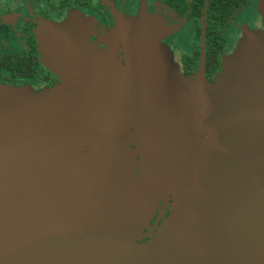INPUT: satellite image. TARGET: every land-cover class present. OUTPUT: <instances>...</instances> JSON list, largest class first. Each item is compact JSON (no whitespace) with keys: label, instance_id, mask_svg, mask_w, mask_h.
I'll use <instances>...</instances> for the list:
<instances>
[{"label":"water","instance_id":"1","mask_svg":"<svg viewBox=\"0 0 264 264\" xmlns=\"http://www.w3.org/2000/svg\"><path fill=\"white\" fill-rule=\"evenodd\" d=\"M84 23L49 32L64 83H0V264H264V31L210 82L205 38L193 78L157 17Z\"/></svg>","mask_w":264,"mask_h":264},{"label":"flooded vegetation","instance_id":"2","mask_svg":"<svg viewBox=\"0 0 264 264\" xmlns=\"http://www.w3.org/2000/svg\"><path fill=\"white\" fill-rule=\"evenodd\" d=\"M211 1L0 0V83L14 87L29 86L36 91L59 86L64 83L63 74L49 62L56 60L53 55L56 45L49 34L51 29L68 21L71 15H77L85 21L90 41L105 49V41L118 26V18L139 17L143 11L157 17L168 28L170 35H166V31L162 43L187 77L194 78L200 73L205 38V75L213 82L221 71L223 56L233 53L243 37V30L246 27L253 31L264 30V23L258 12L260 0H250L247 6L230 17L226 16L227 24L218 21L224 46L217 56L220 68L210 73L208 28ZM199 5L202 9L196 18ZM184 43L186 49L182 48ZM117 48L121 50L118 57L126 64L124 45L120 43ZM160 214V211L156 213L152 223Z\"/></svg>","mask_w":264,"mask_h":264},{"label":"trees","instance_id":"3","mask_svg":"<svg viewBox=\"0 0 264 264\" xmlns=\"http://www.w3.org/2000/svg\"><path fill=\"white\" fill-rule=\"evenodd\" d=\"M250 0H212L210 7V25L208 28V46L210 61L209 72L213 73L216 69L220 68L218 55L222 52L224 46V40L219 29L221 25L218 21H221L223 25L227 24V20L224 18L230 17L235 11L244 8L248 5ZM202 5L196 8V18L200 15ZM211 50V51H210Z\"/></svg>","mask_w":264,"mask_h":264},{"label":"rangeland","instance_id":"4","mask_svg":"<svg viewBox=\"0 0 264 264\" xmlns=\"http://www.w3.org/2000/svg\"><path fill=\"white\" fill-rule=\"evenodd\" d=\"M260 2H261V0L259 1V3H258V12H259V14H260V16L262 17V20H263V23H264V16L262 15V13L260 12V6H261V4H260ZM166 27V26H165ZM252 28H250V27H246L245 28V31L243 30V37H242V39H240L239 40V42L237 43V46L235 47V50L233 51V53H230V54H226V55H224V56H230V55H232V54H234L235 52H236V50L239 48V46L241 45V43L243 42V41H247V42H249V41H251L252 39H251V37H249L248 36V34H247V31H253V30H251ZM258 31H264V30H258ZM258 31H255V32H258ZM166 35H170V33H168L167 32V34ZM181 41H183V39H181ZM182 48H184V49H186V43H184L183 45H182ZM3 84V83H2Z\"/></svg>","mask_w":264,"mask_h":264}]
</instances>
